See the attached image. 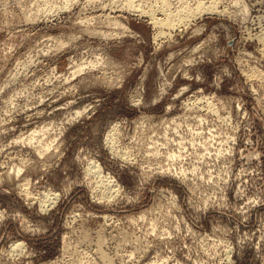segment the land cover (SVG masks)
Segmentation results:
<instances>
[{
  "label": "rangeland",
  "instance_id": "374dc122",
  "mask_svg": "<svg viewBox=\"0 0 264 264\" xmlns=\"http://www.w3.org/2000/svg\"><path fill=\"white\" fill-rule=\"evenodd\" d=\"M193 1L0 0V264H264V0Z\"/></svg>",
  "mask_w": 264,
  "mask_h": 264
},
{
  "label": "bare ground",
  "instance_id": "6f19581e",
  "mask_svg": "<svg viewBox=\"0 0 264 264\" xmlns=\"http://www.w3.org/2000/svg\"><path fill=\"white\" fill-rule=\"evenodd\" d=\"M171 1V0H170ZM179 1V0H178ZM187 1H189V0H187ZM198 1V0H197ZM161 2V1H160ZM174 2V1H173ZM177 2V1H176ZM193 2H195V0L193 1ZM207 2V1H206ZM213 2V1H212ZM212 2L210 3V5H207L206 6V3L204 2V1H201V0H199L198 1V3L196 4V6L194 7V8H190L192 5V3L190 4V5H187V6H189V8H190V10H194V9H212V8H214V5L216 6V3L213 5L212 4ZM157 3V2H156ZM172 3V2H171ZM188 3H190V2H188ZM173 4V3H172ZM179 4H180V2H179ZM175 5V4H174ZM173 5V6H174ZM182 5H183V2H182ZM202 5H204V6H202ZM160 7V6H159ZM168 7V4L167 3H164L163 4V7H162V10H151L150 12H149V15L151 16V20L154 22V23H158V24H166V25H168V23H170L169 21H171V19H175L177 16H180L179 14L180 13H182L183 11H185L184 9H182V10H170V9H168L167 8ZM178 7V6H177ZM185 7H186V4H185ZM185 7H183V8H185ZM193 7V6H192ZM149 8V7H148ZM161 8V7H160ZM217 8H218V6H217ZM217 10H219V9H217ZM220 10H221V8H220ZM141 11V10H140ZM197 11V10H196ZM209 11V10H208ZM144 12V11H143ZM192 12V11H191ZM223 12V11H222ZM221 12V13H222ZM200 13V12H199ZM224 13V12H223ZM144 14V13H143ZM158 14H161V15H163V16H165V19H167V21H166V23H164V20L161 18V19H159L158 17H161V15L160 16H156V15H158ZM191 14V13H190ZM186 16V15H185ZM185 16H183V18L185 17ZM180 18V17H179ZM191 18V17H190ZM193 18V17H192ZM194 18H195V16H194ZM197 18V17H196ZM189 19V18H188ZM180 20V19H179ZM192 20V19H191ZM178 22V21H177ZM183 22V21H182ZM193 22V21H192ZM191 22V23H192ZM179 23V22H178ZM187 23V22H186ZM172 25V24H171ZM181 25V24H180ZM179 25V26H180ZM159 26V25H158ZM173 28V27H172ZM174 28H177L176 26L174 27ZM261 31V30H260ZM263 32V31H262ZM264 34V33H263ZM263 34H261V35H263ZM256 37V36H255ZM258 37V36H257ZM262 37V39H263V41H264V36H261ZM259 41H260V39H259ZM258 41V42H259ZM262 42V41H261ZM264 49V46H262L261 47V49ZM259 52H260V48H259ZM263 53V52H262ZM261 53V54H262ZM255 72H257V71H255ZM74 74V73H73ZM249 74H252V72L251 73H249ZM253 75V74H252ZM258 76V75H257ZM259 77H260V74H259ZM252 78V77H251ZM255 80V79H254ZM211 110V109H210ZM214 112H215V110H213ZM213 113V112H212ZM33 133H35V132H33ZM36 134V133H35ZM32 136V135H31ZM36 136V135H35ZM34 136V137H35ZM30 138V137H29ZM33 138V137H32ZM96 173H99V170H94ZM103 181H106V180H103ZM110 182V181H109ZM107 183V182H106ZM104 187H106V186H104ZM107 188V187H106ZM50 199V198H49Z\"/></svg>",
  "mask_w": 264,
  "mask_h": 264
}]
</instances>
